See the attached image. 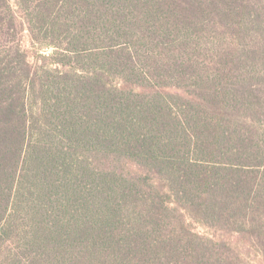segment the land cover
Masks as SVG:
<instances>
[{
  "label": "trees",
  "instance_id": "1",
  "mask_svg": "<svg viewBox=\"0 0 264 264\" xmlns=\"http://www.w3.org/2000/svg\"><path fill=\"white\" fill-rule=\"evenodd\" d=\"M258 121L264 0H0V264H249Z\"/></svg>",
  "mask_w": 264,
  "mask_h": 264
},
{
  "label": "rangeland",
  "instance_id": "2",
  "mask_svg": "<svg viewBox=\"0 0 264 264\" xmlns=\"http://www.w3.org/2000/svg\"><path fill=\"white\" fill-rule=\"evenodd\" d=\"M12 2L15 4V0H12ZM26 35L28 36V33H26ZM29 41L30 40H28V42ZM50 51L51 50H48L46 53ZM257 127L261 131H264V121H258ZM182 212L184 214V217H185L184 219L186 221V224L194 232H197L198 234H201L203 236L213 238V239H216L218 236L222 234L218 232L215 228L204 225L200 221L196 220L194 217L190 216L185 210H182ZM244 240L246 241L245 245L240 246V249H239L240 251L239 254H241L240 259L244 260L245 262L249 264H264V245H262L258 241H253V240L249 241L247 239H244Z\"/></svg>",
  "mask_w": 264,
  "mask_h": 264
}]
</instances>
